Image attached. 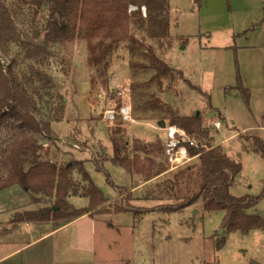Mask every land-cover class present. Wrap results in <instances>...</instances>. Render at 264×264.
<instances>
[{
  "label": "rangeland",
  "instance_id": "374dc122",
  "mask_svg": "<svg viewBox=\"0 0 264 264\" xmlns=\"http://www.w3.org/2000/svg\"><path fill=\"white\" fill-rule=\"evenodd\" d=\"M5 1L23 38L41 41L43 35L39 39L34 36L36 30L42 31L46 26L47 8L37 13L29 4L30 0ZM170 5L173 46L168 52L156 49L163 59L183 72L184 79L178 78L172 88L170 83L163 87L155 83L147 90L161 96L181 115L191 116L200 112L203 127L209 130L210 135L196 141L221 147L243 164L237 183L231 188L232 194H258L264 182V159L244 152L241 136L255 134L264 137V90L254 91L247 103L235 87L238 84V63L248 61L244 46L264 41V28L260 32L249 33V38L245 35L248 28L263 22L264 0H202L200 7L194 0H170ZM143 13L145 16L147 11L143 10ZM149 42L157 45L152 39ZM239 47L242 52L238 51ZM27 56L25 49L17 43L9 55L3 56V60L6 65L12 64L20 77L30 75L31 65L49 72L65 103L64 118L52 124L56 139L41 140L44 143L43 154L49 151L48 157L58 166L76 160L85 161L83 164L94 183L108 198L106 203L91 212L92 216L112 226L99 233L103 264H264V230L255 229L249 234L228 232L223 222L224 211H206L202 202L175 213L150 211L159 202L145 199V194L171 176L172 171L196 162L198 157L175 167L167 152L155 151L153 155L157 161H168L170 169L145 185L139 175L113 163L111 127L114 131L120 128L125 131L130 143V156H133L135 140L156 142L160 138L165 142L167 127L172 126L170 118L165 120L166 126H161L163 120L159 119L125 120L121 113L114 120L106 118L105 113L109 109L121 112L124 106L131 105L133 111L137 95L133 94L131 85L135 81L148 80L153 73H134L130 63L140 60L138 54H131L122 44L112 54L107 84L98 81L96 85L92 82L95 72L89 64L86 40L77 38L55 45L44 63ZM249 71L246 69V75ZM189 83L209 93L211 103L208 95H202ZM46 99L48 101L41 100L39 104L42 107L39 116L43 118L52 115L51 98L47 96ZM133 114L134 117L141 116L142 111H134ZM213 121H221V128L215 127ZM150 123L155 124V128ZM10 134V130H2L0 140H8ZM141 156L145 154L141 153ZM98 164L110 174L116 186L122 187L124 195L127 192L131 194L129 198L125 196L124 203L133 210L116 211L117 207H124V203L117 202L120 192L108 182L107 174L97 169ZM80 166L77 164L72 174L79 192L73 198L67 197L74 209L90 206V198L84 193L88 182L78 171ZM26 194L23 199L26 207L20 208L22 201L14 196L0 207V212H12L7 218L0 217L1 241L27 242L42 231L58 226L53 222L24 223L16 220L28 211L58 208L55 197H43V202H36ZM249 213L264 217V200ZM23 225L26 229L21 227ZM6 250L5 245H0V253Z\"/></svg>",
  "mask_w": 264,
  "mask_h": 264
},
{
  "label": "trees",
  "instance_id": "16d2710c",
  "mask_svg": "<svg viewBox=\"0 0 264 264\" xmlns=\"http://www.w3.org/2000/svg\"><path fill=\"white\" fill-rule=\"evenodd\" d=\"M194 2L200 7L202 0ZM29 4L35 7L37 13L44 7L49 13L44 29L35 31V39L43 35L41 41L25 40L12 10L5 0H0V132L4 129L11 131L8 140H0V191L18 185L36 202H43V197H55L57 209L46 207L38 212L28 211L16 220L53 222L60 226L91 213L108 198L94 183L83 164L85 161L76 160L58 166L48 157L49 151L43 154L44 143L41 140H55L52 124L64 118V98L56 90L57 84L49 72L31 65L30 75L20 77L12 64H5L3 56L9 55L13 45L20 44L28 55L26 58H38L44 63L55 45L77 38L86 40L89 64L95 72L92 82L96 85L98 81L107 84L112 54L123 44L128 52L140 57V60L130 63L135 74L153 72L148 80L135 81L131 85L133 94L137 95L133 112L142 111L143 114L135 116V119L161 121L170 118L171 125H176L193 138L195 136V140L209 137L210 133L203 127L201 114L181 115L161 96L147 90L155 83L160 87L170 83L172 88L178 78L184 79L183 72L163 59L156 49L168 52L173 46L170 0H30ZM131 6H136V9L131 11ZM144 7L147 11L145 16ZM150 39L157 45L149 42ZM189 84L202 95H208L211 103L209 93ZM235 89L249 103L251 92L244 85L239 63ZM47 96L51 98L52 115L43 118L39 116L42 114L39 104L41 100L48 101ZM110 133L115 165L139 175L145 183L169 171L168 161H157L153 155L155 151L166 152L160 138L156 142L135 140L132 148L134 155L130 156V143L125 131L121 128L114 131L111 127ZM246 135L241 136L243 151L264 159V137ZM197 143L193 146L185 143L191 157L198 156L196 162L172 171L171 176L145 194V199L159 202L150 211L175 213L202 202L206 211L225 212L223 222L228 232L249 234L255 229L264 230V217L249 213L264 200V182L258 194H232L231 188L243 170L240 159L228 155L221 147L207 142ZM77 164L81 165L78 171L88 182L84 193L90 198L89 208L74 209L67 200V197L79 192L72 178ZM97 169L107 174L108 182L120 192L117 202L121 201L123 205L125 196L129 198L131 194L127 192L124 195L122 187L113 183L103 166L98 164ZM125 204L124 207H117L116 211L133 210Z\"/></svg>",
  "mask_w": 264,
  "mask_h": 264
},
{
  "label": "crops",
  "instance_id": "0c3cea01",
  "mask_svg": "<svg viewBox=\"0 0 264 264\" xmlns=\"http://www.w3.org/2000/svg\"><path fill=\"white\" fill-rule=\"evenodd\" d=\"M263 23L264 18L263 22H258L255 26L248 28V33L245 35L262 31L264 28ZM244 48L247 52L246 58H248V61L245 64L241 61L239 69L244 85L250 90L252 96V93L256 90H264V41L249 43ZM238 51L242 52L241 47L238 48ZM246 69L250 70L247 72L248 75H246ZM214 107L217 109L216 106ZM154 125L152 124V127ZM142 185L143 183L135 189L140 188ZM135 189L133 188V190ZM26 195L18 185L1 190L0 207L6 205L12 196L18 198V201H22L20 202V208L22 206L26 207L23 202ZM71 196L73 198L76 195ZM8 215H12V212H0V217L7 218ZM21 227L26 229L24 225ZM110 227L112 226L106 224L105 220L92 216L89 212L71 222L57 226L55 229L44 230L27 242L9 243L0 240V245H5L8 248L6 252L0 253V264H103L99 233L104 228Z\"/></svg>",
  "mask_w": 264,
  "mask_h": 264
},
{
  "label": "built area",
  "instance_id": "2783aa9c",
  "mask_svg": "<svg viewBox=\"0 0 264 264\" xmlns=\"http://www.w3.org/2000/svg\"><path fill=\"white\" fill-rule=\"evenodd\" d=\"M136 6H131L130 10H135ZM144 12L146 11L145 7L143 8ZM123 116L125 120H134L135 117L132 111V106L126 105L121 109V112H118L114 109H109L106 111L105 115L106 118L110 120H114L117 116V114H120ZM215 127L218 129L221 128L222 122L221 121H213ZM167 132L165 134L164 144L166 148V152L168 155V158H170L171 163L175 165V167H178L180 165H183L187 163L188 161L198 157L191 155L188 152V149L185 145V143H190V145H197V141L189 136L184 130L178 128L176 125H172L167 127ZM162 136V135H161Z\"/></svg>",
  "mask_w": 264,
  "mask_h": 264
},
{
  "label": "water",
  "instance_id": "95a60500",
  "mask_svg": "<svg viewBox=\"0 0 264 264\" xmlns=\"http://www.w3.org/2000/svg\"><path fill=\"white\" fill-rule=\"evenodd\" d=\"M200 112H198V114H199ZM161 126H166V121L165 120H163V121H161Z\"/></svg>",
  "mask_w": 264,
  "mask_h": 264
}]
</instances>
